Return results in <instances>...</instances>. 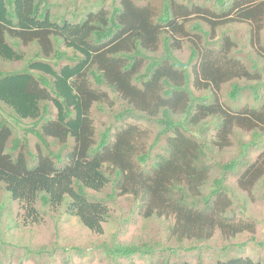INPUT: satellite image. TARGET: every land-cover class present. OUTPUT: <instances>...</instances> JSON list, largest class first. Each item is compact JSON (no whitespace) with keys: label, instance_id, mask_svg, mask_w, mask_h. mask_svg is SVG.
Returning a JSON list of instances; mask_svg holds the SVG:
<instances>
[{"label":"trees","instance_id":"obj_1","mask_svg":"<svg viewBox=\"0 0 264 264\" xmlns=\"http://www.w3.org/2000/svg\"><path fill=\"white\" fill-rule=\"evenodd\" d=\"M213 1L210 11L176 0H111L109 7L103 0L95 3L97 9L91 6L58 22L49 0H0V61H25L21 70L0 69V186L5 199L21 205L23 225L40 222L38 199L53 209L66 202L67 214L101 237L111 208L105 200L89 199L86 191L111 187L109 199L139 203L143 219L173 221L171 237L178 247L187 242L188 252L201 249L216 231L228 240L254 233V225L226 216L230 202L213 197L227 189L228 176L239 175L238 187L246 193L264 178V65L253 43L260 34H250L240 46L247 64L230 55L237 48L232 38L224 34L216 42L213 35L227 21L261 30L264 0ZM194 15L197 21L188 31ZM31 45L38 49L27 59L23 47ZM184 47L189 50L185 60ZM225 85L229 101L247 92L254 106L233 111L219 95ZM94 107L112 112L101 133ZM11 119L29 123L21 136ZM141 122L157 130L148 148L150 133ZM211 125L219 150L230 145L235 129L249 132L252 140L229 162L216 161L205 138ZM161 140L166 154L153 159ZM255 149L262 151L251 162ZM215 169L221 177L205 196L201 189ZM5 206L4 200L0 216ZM178 247L166 250L174 257ZM229 247L222 248L225 259L211 264H264L232 254ZM158 251L150 243L106 246L113 259L155 257ZM178 257V264H192Z\"/></svg>","mask_w":264,"mask_h":264},{"label":"rangeland","instance_id":"obj_2","mask_svg":"<svg viewBox=\"0 0 264 264\" xmlns=\"http://www.w3.org/2000/svg\"><path fill=\"white\" fill-rule=\"evenodd\" d=\"M103 0H49L53 16L59 21L63 19H71L74 14L88 12V8L96 7V2ZM160 3L161 0H154ZM180 5L190 6V8H200L202 10L213 11L215 2L213 0H176ZM95 4V5H94ZM111 0H107L106 6H110ZM107 7V8H108ZM98 6L95 8L97 9ZM195 15L191 21L187 23L189 31L193 24L197 21ZM204 24V29L210 31V26ZM194 33V31H192ZM259 32L260 38L254 39V44L258 47L256 57H261L259 65H264V25L261 30L257 29L250 23L240 22L227 24L214 32V40H221V36L226 34L236 42L237 48L230 52V55L236 56L243 64H247V54L242 53L241 44L243 41H249V35ZM193 34H191L192 36ZM212 42V41H210ZM211 48H216L212 46ZM37 47L31 45L23 47V51L27 59H30L37 52ZM71 54V52H68ZM189 54L188 48L184 47L182 57L184 60ZM24 62L19 63H4L0 61L1 70H21L24 67ZM251 65V64H250ZM261 69V66H259ZM262 80L264 81V70H262ZM241 84H245L246 80L240 79ZM251 84V83H249ZM230 87L225 85L219 95L224 103H227L233 111L244 108L246 106H254V99L250 93L245 92L242 98L236 102L229 101L227 92ZM106 92V88L103 89ZM264 94V92H262ZM119 107V105H116ZM116 107V108H117ZM112 114V112H111ZM111 114H108L107 109L103 112L92 109V117L97 126V132H103L105 125L111 122ZM131 120L124 124L130 123ZM134 120L133 122H135ZM15 130L21 136L23 128L29 126L28 122H16L11 119ZM137 122V121H136ZM134 124V123H132ZM136 124V123H135ZM139 124V123H138ZM142 126H146V130L150 133L148 144H144L148 148L153 143V138L156 134L154 124L141 122ZM204 124V123H201ZM123 123L120 122L114 126L115 131L122 128ZM216 130L211 125L205 133L207 142L211 145V149L215 160L227 163L232 158L239 154L241 145L249 144L252 140V135L241 129H235L231 135L230 145L223 150L214 144ZM213 143V145H212ZM36 144V138H33L32 147ZM166 142L161 140L158 145L152 150V158L156 159L158 155L166 154ZM262 149H255L250 153V161L253 162L261 153ZM206 160V159H205ZM212 161V159H209ZM210 164L209 161H205ZM221 177L219 170L215 169L209 172L208 179L201 189V194L207 196L215 188L214 180ZM238 176H228L224 181V187L219 197L213 199L225 202H230L227 208L226 216L241 220L254 225V233L244 232L238 234L234 239L228 240L216 231L214 236L202 248L193 252H188L189 244L184 242L178 247L176 239L171 237L169 226L173 221L165 220L164 218L153 217L149 220L143 219L140 215V204L128 199L127 197H118L113 200L109 199V195L113 188L108 187L103 192L95 193L87 190L89 199L94 201L105 200L111 208V216L104 224L105 233L98 237L86 232L79 220L71 217L66 212V202L53 209V207H45L41 200L38 199L37 210L39 212L40 222L37 224L23 225V214L21 205L18 202L11 201L6 197L4 187L0 186V204L5 200L6 209L0 216V264H178L181 263L179 257L191 262L192 264H211L218 259L223 260L227 257V253L222 252V248L230 245L232 254L236 251L237 254L247 256L255 261H264V178L258 182L252 189V192L246 193L238 187ZM219 198V199H218ZM87 230V229H86ZM112 241L122 244L142 245L150 243L154 245L158 251L155 257L136 255L132 258H115L106 254V246H112ZM244 243L243 247L238 245ZM262 243V245H260ZM198 245V244H197ZM199 246V245H198ZM178 247V252L173 257V254L166 248ZM175 249V248H174ZM236 255V253H235Z\"/></svg>","mask_w":264,"mask_h":264}]
</instances>
